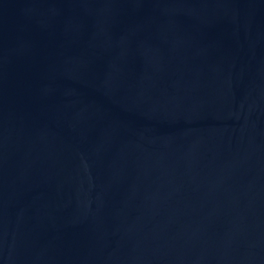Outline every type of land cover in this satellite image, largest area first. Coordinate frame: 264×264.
I'll list each match as a JSON object with an SVG mask.
<instances>
[{
  "label": "water",
  "instance_id": "obj_1",
  "mask_svg": "<svg viewBox=\"0 0 264 264\" xmlns=\"http://www.w3.org/2000/svg\"><path fill=\"white\" fill-rule=\"evenodd\" d=\"M0 264H264V0H0Z\"/></svg>",
  "mask_w": 264,
  "mask_h": 264
}]
</instances>
